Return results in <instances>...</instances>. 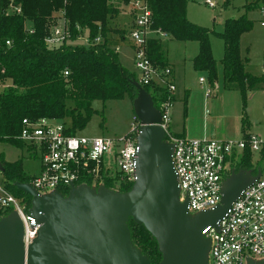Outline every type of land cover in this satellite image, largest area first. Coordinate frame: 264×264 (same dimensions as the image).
Segmentation results:
<instances>
[{"label":"trees","instance_id":"1","mask_svg":"<svg viewBox=\"0 0 264 264\" xmlns=\"http://www.w3.org/2000/svg\"><path fill=\"white\" fill-rule=\"evenodd\" d=\"M189 1L146 0L152 15L151 29L177 42L198 43L193 67L207 73L213 85L217 80V63L209 43L211 32L188 20ZM229 3L228 0L226 4ZM129 4L130 0H0V143L31 149L19 139L24 119L69 123L67 133L76 136L97 113L94 102L105 105L125 98L133 102L137 96L133 84L138 81L137 74L122 65L114 49L115 42L125 38L124 31L110 29V21L119 14L120 7ZM16 7L20 13L12 11ZM261 8L264 0H247L244 14L227 19L223 31L216 33L224 43L223 87L240 92L244 100L248 92L264 84V77L257 78L247 72L248 59L241 55V38L253 27L247 13ZM60 21L67 25L70 38L58 47H49L45 39ZM111 31L119 37L112 36ZM85 34L88 42L79 43ZM98 38L100 41L96 42ZM146 53L155 68L170 67L167 48L159 36L148 40ZM143 88L157 107L161 101H175L173 94L154 84ZM244 114L242 132L247 138ZM0 165L6 188L31 207V198L19 192L15 184L30 183L33 174H27L22 160L6 162L0 156ZM259 166L261 160L255 164L253 154L247 150L236 171H251L256 175ZM104 183L106 188L113 189V179H105ZM131 187L123 185L120 192ZM128 226L132 242L150 264H156V257L160 262L162 256L157 243L148 231L132 219Z\"/></svg>","mask_w":264,"mask_h":264},{"label":"built area","instance_id":"2","mask_svg":"<svg viewBox=\"0 0 264 264\" xmlns=\"http://www.w3.org/2000/svg\"><path fill=\"white\" fill-rule=\"evenodd\" d=\"M206 4L213 8L209 0ZM132 27L130 41L134 46V69L142 87L156 85L174 95L173 71L155 68L147 57L146 45L150 38L164 34L151 29V12L146 0H130ZM12 11L20 13L19 8ZM261 26L264 27V8L259 9ZM70 38L64 21L52 27L45 39L49 47H58ZM100 38L96 39L99 42ZM88 40H86V43ZM85 43V44H86ZM7 45H10L7 42ZM264 74V65L263 70ZM68 75V72H65ZM201 83L204 80L201 79ZM206 93L210 90L206 87ZM169 99L161 101L156 108L161 112L159 124L166 133L165 142L173 147L172 162L180 188V201L188 200V213L215 209L222 200L225 180L236 170L237 160L249 150L253 156L264 158V142L250 134L240 141L230 139H188L176 136L169 130ZM131 130L121 137L90 138L71 136L67 125L40 119H24L19 139L30 146L32 159H38L40 170L33 173L29 183L39 195L60 193L67 197L71 187L86 185L93 189L104 186L105 179H113L120 192L123 185H133L136 180V164L139 153L138 136L140 122L134 115ZM30 208L23 199L17 198L0 180V220L16 213L23 225L22 242L25 251L38 236L39 226L30 214ZM210 240L207 264H248L264 261V174L244 190L231 205L226 216L217 227L204 231Z\"/></svg>","mask_w":264,"mask_h":264},{"label":"water","instance_id":"3","mask_svg":"<svg viewBox=\"0 0 264 264\" xmlns=\"http://www.w3.org/2000/svg\"><path fill=\"white\" fill-rule=\"evenodd\" d=\"M133 84L137 89L133 112L141 127L131 189L115 192L105 186H72L63 197L60 193L39 195L29 183L15 184L31 198L30 214L39 226L38 236L25 251L18 215L13 212L0 220V264H150L132 242L130 219L156 241L162 256L159 264H207L210 240L204 231L217 227L262 172L233 170L223 184L221 203L191 216L188 200L180 201L173 147L165 142V130L159 125L161 112L152 96L138 82Z\"/></svg>","mask_w":264,"mask_h":264},{"label":"rangeland","instance_id":"4","mask_svg":"<svg viewBox=\"0 0 264 264\" xmlns=\"http://www.w3.org/2000/svg\"><path fill=\"white\" fill-rule=\"evenodd\" d=\"M209 1L215 7H209L206 0H190L187 5V18L191 23L207 28L211 32L209 43L212 56L217 63V80L211 85L207 73L194 69L192 60L199 47L196 42L186 44L175 40L169 42L168 59L174 63L173 84L175 86V101L169 109V130L173 134H182L186 131L187 138L192 140L219 137L240 141L244 138L241 129L243 113H245L247 132L256 136L258 141L264 142V84H261L257 90L248 92L246 100L240 92L224 89L222 66L224 43L216 34L223 31L227 19L238 18L244 14L243 8L247 0H229V4H226L228 0ZM131 9L130 4L123 5L117 17L114 16L116 24L124 28L127 34L130 32L128 24L132 21ZM247 18L252 21L253 27L241 38V55L248 59L247 72L254 77L263 78L262 18L259 10L247 13ZM86 40L85 34L79 43L85 44ZM119 59L124 66L128 67L127 69L135 72L132 51L126 43L121 46ZM201 78L204 83H200ZM206 87L210 90L209 94L205 92ZM205 100L210 103L206 107ZM93 108L97 113L89 119L83 130L77 132L78 136L114 138L130 132L134 116L133 103L130 99L109 101L105 105L96 101L93 103ZM66 125L69 126V123ZM32 153V149L29 148L19 149L0 143V156L6 162L22 160L27 174H35L40 170V162L38 159L31 158ZM260 160L261 166L257 169L264 174V158L261 159L258 154L253 156L255 164ZM237 162L239 163L240 160ZM0 180L6 181L1 173ZM112 187L115 188V185ZM155 263H160L157 257Z\"/></svg>","mask_w":264,"mask_h":264},{"label":"crops","instance_id":"5","mask_svg":"<svg viewBox=\"0 0 264 264\" xmlns=\"http://www.w3.org/2000/svg\"><path fill=\"white\" fill-rule=\"evenodd\" d=\"M123 7V5L120 7V11H121V8ZM120 11H119V13H120ZM131 14H132V9H131ZM117 17V16H116ZM116 17H114L113 19H111V29H113V30H115V29H117L118 31H124L123 32V35L125 36V38H123V40H119V41H116L115 42V47H114V49H115V51L118 53V55L120 54V51H121V46H123V45H125V43H126V45H128V46H130V49H131V51H132V55H133V67H134V46H133V44H132V42L130 41V32L127 34L126 33V30L124 29V28H120L117 24H116ZM132 20H133V17H132ZM128 28L129 29H131V27H132V21L128 24ZM111 35L112 36H114V37H119L118 35H115V33L113 32V31H111ZM128 37H129V39H128ZM117 39H120V38H117ZM160 39L163 41V43L165 44V46H166V48H167V59H168V45H169V42L170 41H173L171 38H169L168 36H163V37H160ZM186 43H188V42H185V44ZM198 44V43H197ZM198 50H199V47H198ZM197 54H198V52L195 54V56L193 57V59L197 56ZM168 62H169V64H170V67H171V69H172V71H173V76H174V63L173 62H171L169 59H168ZM123 65V64H122ZM124 66V65H123ZM124 67H126V66H124ZM126 68H128V67H126ZM134 72V71H133ZM202 79V78H201ZM201 79H200V83H201ZM206 92V91H205ZM207 104H210L209 103V101L207 100H205V107L206 106H208ZM216 108H218L217 106H216ZM242 130V129H241ZM248 131V130H247ZM243 133V132H242ZM247 134H249L250 135V133L249 132H247ZM177 135H181V136H184V137H187L186 135H187V133H186V131L185 132H183L182 134H177ZM243 135H244V133H243ZM245 136V135H244ZM213 139H226V138H219V137H214Z\"/></svg>","mask_w":264,"mask_h":264}]
</instances>
